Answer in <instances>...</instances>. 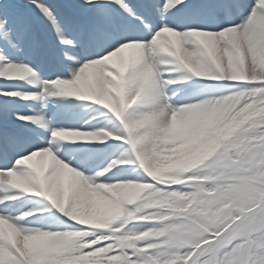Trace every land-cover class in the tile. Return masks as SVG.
<instances>
[{
	"label": "snow or ice",
	"instance_id": "1",
	"mask_svg": "<svg viewBox=\"0 0 264 264\" xmlns=\"http://www.w3.org/2000/svg\"><path fill=\"white\" fill-rule=\"evenodd\" d=\"M0 264H264V0H0Z\"/></svg>",
	"mask_w": 264,
	"mask_h": 264
}]
</instances>
